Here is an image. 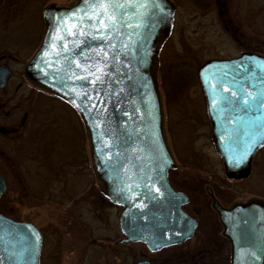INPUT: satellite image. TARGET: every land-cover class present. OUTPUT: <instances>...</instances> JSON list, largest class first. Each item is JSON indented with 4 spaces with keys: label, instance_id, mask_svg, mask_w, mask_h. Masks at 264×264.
Segmentation results:
<instances>
[{
    "label": "water",
    "instance_id": "1",
    "mask_svg": "<svg viewBox=\"0 0 264 264\" xmlns=\"http://www.w3.org/2000/svg\"><path fill=\"white\" fill-rule=\"evenodd\" d=\"M169 0H78L46 6L41 45L25 75L67 100L87 130L92 163L107 198L121 207L124 242L158 251L189 239L196 220L168 171L174 160L162 131L153 67L168 35ZM8 70L0 67V87ZM214 147L227 177L248 175L264 145V57L243 52L197 70ZM0 175V196L5 191ZM231 246L230 264H264V201L212 203ZM41 231L0 213V264H39ZM133 264H150L147 260Z\"/></svg>",
    "mask_w": 264,
    "mask_h": 264
},
{
    "label": "rangeland",
    "instance_id": "2",
    "mask_svg": "<svg viewBox=\"0 0 264 264\" xmlns=\"http://www.w3.org/2000/svg\"><path fill=\"white\" fill-rule=\"evenodd\" d=\"M75 1L0 0V65L11 68L13 77L7 87H21L16 95L21 103L20 119L27 111L34 122L31 145L27 141L17 157L10 155L14 161L7 172L0 213L32 222L42 231L40 264H133L140 260L152 264H229V244L221 237L222 227L206 188L225 207L264 200V147L253 159L247 179L224 176L211 143L196 68L208 58H230L243 51L264 55L263 23L260 44L241 43L231 37V29H222L215 0H171L176 5L174 26L161 40L154 67L164 136L175 162L168 177L174 188L187 194L184 209L196 219L197 228L191 240L170 248L164 253L170 254L161 258L162 252L151 254L138 242L131 243L129 251L116 246L121 237L120 208L104 197L79 115L44 89L28 88L33 85L23 69L42 40L41 10L51 4L70 6ZM257 1L254 16L263 19L264 0ZM224 2L228 19L236 18L235 24H239L240 0ZM208 4L211 8L203 9ZM228 26L233 25L230 22ZM207 29L214 34L206 33ZM28 129H21V139L28 137ZM93 244H99V250ZM172 249H177L173 255Z\"/></svg>",
    "mask_w": 264,
    "mask_h": 264
},
{
    "label": "flooded vegetation",
    "instance_id": "3",
    "mask_svg": "<svg viewBox=\"0 0 264 264\" xmlns=\"http://www.w3.org/2000/svg\"><path fill=\"white\" fill-rule=\"evenodd\" d=\"M224 1L225 0H223V1L215 0V2H214L215 7L217 8L216 11L218 10L217 11L218 12V18H219L218 20L222 24V27H223L222 29H226L227 31H228V29H231L230 30V32L232 33L231 37H233L235 40L241 41V43H245V42L250 43L251 42V43L260 44V39H259L260 36L259 35H260V30H262L261 24L263 23V25H264V18L262 19L259 17V19L258 18L255 19V16H254L255 12L254 11H255V7H256V4L258 1L253 0V2H251V0H240V7H241L242 11H239V13H238V14H241V16H240L241 20H240L239 24H235L236 18L233 19L232 17H230L228 19L227 13L224 10V8L226 6V4H225L226 2H224ZM211 6L212 5L208 4L207 6L203 7V9H210ZM198 7H200V6H198ZM251 9H252V11H251ZM175 11H176V5H175ZM249 12H250V17H249ZM230 22L232 23V25L234 27L228 26V24ZM245 22L249 24L247 27V30L245 29L246 28ZM205 29H206V26H205ZM262 31H264V30H262ZM207 32L211 33L212 35L214 34L213 30H211V29H207L206 33ZM256 34H257V36H256ZM215 37H217V36H215ZM258 54L263 55L261 53H258ZM208 59H210V58H208ZM2 65L5 66L6 68H8V70H9V76H8L6 84L3 87H0V134L2 135L1 137H3V143L2 144H4V145L1 144V147H0V175H2L4 178L5 186H6L5 191H6L7 180H8L7 172L9 171V169L11 167V163L14 161V160H12L10 155L17 157L19 155L20 150L21 149L24 150V147H25V144L27 141H28V144L31 145V132L33 130L34 122L30 116L28 117L27 111L24 112L22 119H20V116L18 114L20 112L21 103H19L17 101L16 95H18L21 87H17V86L7 87L8 82L11 80L13 75L11 72V68L7 64L3 63V64H1V66ZM198 66H200V64ZM196 71H197V68H196ZM31 85H33V87H28V88L31 90H36V84L32 83ZM29 93L31 94L32 91H30ZM49 95L54 97V98L59 99L60 101L65 102L61 98H59V97H57L51 93H49ZM27 119H28L30 124L27 123ZM31 125H32V129L30 128ZM83 127H84V125H83ZM27 128H29L28 129V137L21 139V129H23V131H25ZM206 192H207V195L209 196V198L211 200V208L215 212V210L212 207V203L214 200H216L218 203H220V202L216 199L214 192L210 188L207 187ZM4 194H5V192L3 193V195ZM3 195L0 197V200L3 197ZM80 198H82V197H79L78 199H80ZM71 199H73V198H71ZM72 201L74 202L75 200H72ZM220 205H222V204L220 203ZM192 237L189 240H191ZM221 237L226 239L222 232H221ZM121 239H122V236L120 237V239H118V242H116V244H117L116 246H120V248L122 247L121 249H125V251H129L130 244L132 242H120ZM189 240H187V241H189ZM183 243L184 242L177 244V245H172V246L163 248V249L159 250L158 252H154L151 254H159L162 252L163 254L161 253V258H163L165 255L168 256L170 254V253L164 254V253H166L167 250H169L170 248L182 246ZM93 245L96 246L97 250H99V247H100L99 244H93ZM176 250L177 249H175V250L172 249L171 255H173L174 254L173 252H175ZM167 256H165V257H167ZM129 257H131L130 254H129ZM162 260H165V259H162ZM150 264H152V263L150 262ZM162 264H168V261H165Z\"/></svg>",
    "mask_w": 264,
    "mask_h": 264
},
{
    "label": "snow or ice",
    "instance_id": "4",
    "mask_svg": "<svg viewBox=\"0 0 264 264\" xmlns=\"http://www.w3.org/2000/svg\"><path fill=\"white\" fill-rule=\"evenodd\" d=\"M86 2H87V0H86ZM97 2H99V0H97Z\"/></svg>",
    "mask_w": 264,
    "mask_h": 264
}]
</instances>
